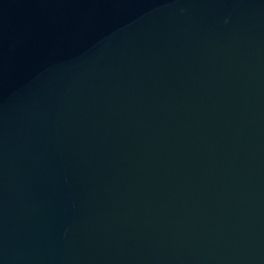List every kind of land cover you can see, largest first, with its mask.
Wrapping results in <instances>:
<instances>
[{"label": "water", "instance_id": "1", "mask_svg": "<svg viewBox=\"0 0 264 264\" xmlns=\"http://www.w3.org/2000/svg\"><path fill=\"white\" fill-rule=\"evenodd\" d=\"M0 264H264V0H0Z\"/></svg>", "mask_w": 264, "mask_h": 264}]
</instances>
